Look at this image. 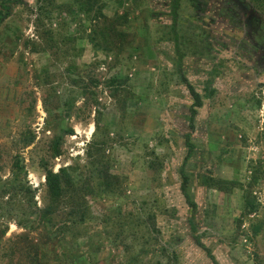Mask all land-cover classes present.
Listing matches in <instances>:
<instances>
[{
    "label": "rangeland",
    "instance_id": "374dc122",
    "mask_svg": "<svg viewBox=\"0 0 264 264\" xmlns=\"http://www.w3.org/2000/svg\"><path fill=\"white\" fill-rule=\"evenodd\" d=\"M55 1L51 21L36 28L35 0H0L11 11L0 21V264H28L29 243L40 246L38 263L31 264H212L196 246L190 221L218 264H264V225L256 237L251 231L264 222V64L248 51L237 5L183 0L173 25L174 0H121L122 6L100 0L106 17H127L120 29L128 36L121 43L127 41L116 56L89 45L92 24L74 9L67 13L70 0ZM240 1L264 22V0ZM44 30L54 33V42L40 38ZM70 66L79 71L64 84ZM111 79L126 80L115 96L106 85ZM183 79L203 98L194 132ZM29 133L34 142L23 148L20 138ZM57 135L63 136L61 156L52 160L48 147ZM187 135L193 218L180 192ZM92 141L107 142L103 153L120 178L119 191L87 197L85 223L58 227L48 238L39 219L48 204L40 160L54 173L68 167L75 181L88 180ZM16 156L32 201L3 199ZM256 174L251 191L259 207L244 218L238 187L221 193L206 186L212 177L244 188Z\"/></svg>",
    "mask_w": 264,
    "mask_h": 264
},
{
    "label": "trees",
    "instance_id": "16d2710c",
    "mask_svg": "<svg viewBox=\"0 0 264 264\" xmlns=\"http://www.w3.org/2000/svg\"><path fill=\"white\" fill-rule=\"evenodd\" d=\"M12 1L15 4H22V0ZM181 1L183 0L173 1L171 7L173 25L177 23L178 9ZM117 2L120 4V6L123 5V2H121V0H117ZM5 3H10V0H5ZM2 4L0 6V21L1 19L4 20L5 17H9L11 15L10 7H5ZM104 7V4H102L100 0H70L65 10L68 14H72L73 12L71 11L72 9H74L76 16H83L88 20L89 24H92L89 32L86 35V39L89 45H91L94 50L101 51L105 55H111L112 52L116 51L117 53H115V55L118 56L121 51V45L127 41L125 40L123 43H121L123 38L125 37L126 39V37H128L124 32L120 30L127 24V17L126 14H123V16L116 15L112 18H108L103 13ZM34 9L36 12L35 25L36 28H38L40 25H42V21L44 19L51 21L53 13L56 11V1L35 0ZM84 33H86L85 30ZM40 38L42 40H45V42L55 41L54 33L49 30H44L42 33V37L40 36ZM179 60H182L181 56H179ZM77 70L78 68L70 66L65 71V76L62 79V83L66 84V82L70 80V76L73 75V71H75L77 75ZM125 81L126 80L118 81L117 79H111L106 82V85L112 91L113 96H115L116 94H118V92L120 91V87L124 85ZM182 81L186 86L192 100V104L189 108L190 116L188 127L191 132H194L198 111L203 106V98L185 79H183ZM73 83L79 86V82L73 81ZM81 94L83 96L86 95V89L82 90ZM213 94L214 90L210 92V96H212ZM98 127L99 126H95L94 134H96V132L98 131ZM60 131H63V135L73 136V131L71 130L60 129ZM20 139L21 140L19 141V143L22 145V147L29 148L33 144L35 137L32 133H29L28 136L21 137ZM62 141V135H57L54 137L48 147V158L53 160L61 156ZM106 144V141H92L89 144L86 151L87 164L85 167L86 172L89 175L88 180L79 179L78 181H75L72 174L70 173L71 169H69L68 167L61 168L57 173H54L48 167V161L46 159L40 160L39 165L44 172V185L46 188L48 204L44 207L43 210L40 211L39 219L42 222L40 228L44 231L48 238L55 233L58 227L67 228L69 225H73V227H75L85 223L89 216V209L86 200L87 197L93 199L101 196V194L118 193L120 188V178L111 174L110 160L103 153V151H105L104 149ZM186 146L188 151L183 161V165L180 169V192L185 199L187 207L191 210V215L193 218V216H195L196 214L197 206L193 201L191 193L189 191V177L184 169L193 153V145L191 143L190 135L186 136ZM151 167L152 165H150V168ZM12 174L13 181L9 186L10 190L5 192L3 190V199H7V201H9L11 196H23L32 201L34 193L27 186L26 171L24 166L22 165L20 156H16L14 158ZM93 178L94 180H91ZM258 181L259 179L256 174L253 176L252 181L243 188V186L238 183L225 180H215L211 177L206 180V186L207 189L216 190L221 193H230L235 187H238L243 192V212L241 215H243L242 218H244L245 216L254 215L259 207L255 202L251 191L253 187L258 185ZM93 189L97 191L95 195H93L92 193V191H94ZM61 205L64 206L62 211L60 210ZM57 214H60V217H64V220L62 222H54V217ZM189 223L192 231V237L195 241L196 246L206 254L207 258L212 262V264H218L215 257L212 255V252L208 248H206L201 243L198 236H196V228L193 222L190 221ZM241 224L242 221L239 220L238 229H240ZM263 225L264 222H261L260 225L252 226L251 231L254 237L259 234ZM19 226L23 227L21 224ZM28 251V256H25L26 262L28 264L37 262L40 246L29 243ZM175 260L177 259L175 258L174 261ZM169 263H171V261H169L167 264ZM154 264L162 263L155 262Z\"/></svg>",
    "mask_w": 264,
    "mask_h": 264
},
{
    "label": "flooded vegetation",
    "instance_id": "af4514ba",
    "mask_svg": "<svg viewBox=\"0 0 264 264\" xmlns=\"http://www.w3.org/2000/svg\"><path fill=\"white\" fill-rule=\"evenodd\" d=\"M232 1L237 9L240 11L242 19L247 25L246 29V41L250 44L249 52L253 55H257V63L259 65L264 64V22L257 20L249 8V6L240 0ZM241 5V6H240Z\"/></svg>",
    "mask_w": 264,
    "mask_h": 264
}]
</instances>
